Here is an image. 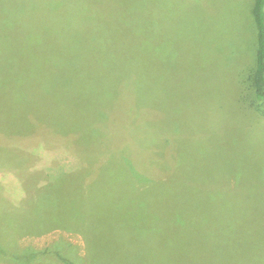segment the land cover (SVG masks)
<instances>
[{
    "label": "rangeland",
    "instance_id": "374dc122",
    "mask_svg": "<svg viewBox=\"0 0 264 264\" xmlns=\"http://www.w3.org/2000/svg\"><path fill=\"white\" fill-rule=\"evenodd\" d=\"M254 1L0 0V264H199L216 235L264 222ZM33 82L81 132L54 133ZM84 133L125 156L107 213L77 201Z\"/></svg>",
    "mask_w": 264,
    "mask_h": 264
},
{
    "label": "trees",
    "instance_id": "16d2710c",
    "mask_svg": "<svg viewBox=\"0 0 264 264\" xmlns=\"http://www.w3.org/2000/svg\"><path fill=\"white\" fill-rule=\"evenodd\" d=\"M253 16L257 24V47H256L255 64L252 72V86H253L252 89H253L254 98L251 99L250 105L259 114H261L264 113V0L254 1ZM26 91L32 93L33 97L36 98V99L34 98L33 100L39 103L38 106L42 108L45 115L47 114V112L43 108V105L47 104L48 102L49 104H54V106H56V108L59 109V112L57 114L58 119L56 125H54L55 128L54 133L58 135H66V133L68 132L69 133L81 132L77 128V126L73 128H69L67 125L69 131L67 132L65 131L63 133L60 130V128H62L61 124L58 127V120H61L62 114L63 115L65 114V116L72 114L71 110L68 107H66L67 109H69L68 113L67 114L65 113L64 110L66 108L62 105L68 106V104L64 102V98L60 99L61 95L49 89L48 91L54 94V96H51L50 94L44 92L41 88H39L34 82L31 84L29 89H26ZM99 105L101 107L100 116L104 117L103 120L105 121L108 119V116L106 114V111H103L102 107L106 106V104L101 100ZM118 107L120 106L118 105ZM110 108L114 109L113 106ZM110 108H107V111H109ZM74 111H75L74 114L76 115L77 119L83 118V116L80 115L81 114L80 112L79 113L76 112L75 109ZM62 121L63 124H66L64 120ZM105 122L103 126H105L108 123L107 121ZM121 127L124 129L123 126ZM102 133H104V135L106 134L104 130L102 131ZM111 134H109L107 138L110 139L114 138ZM100 138H106V137L94 136L93 134L90 133L89 134L84 133V135L82 136L77 135V144L81 148V150H79L80 152L79 159L81 158L83 161H85L86 159V163L83 166H85V168L87 169L84 171L82 177L87 180L88 179L92 180L91 183H87L83 185L85 186V189L89 191L90 199L88 200L82 199L77 201L80 202L83 201V203H87L91 208L107 213L109 212V209L113 207V204H110V206L107 207L104 196V193L107 189L109 192H111L109 189L111 188V184H110L111 179L108 177L109 171L111 168L112 170L114 169V164H120L121 162H124L125 156L123 152L119 150L114 151L113 148L115 147V143L113 144L112 141L102 142V139ZM94 154H98V155L104 154V155L99 158ZM126 159L129 160V157L127 156ZM92 165L95 166V168L91 167ZM70 175L77 176V173H73ZM65 178L66 177L60 179L59 181L65 184L66 182V180H64ZM59 181L48 186L52 187L55 190V188L59 184L58 183ZM38 183L41 184L40 182ZM42 183L46 185L45 181ZM98 187L99 189H97ZM96 191L101 192L100 199H98L97 196L95 195ZM262 201L264 202V199L261 200V202ZM262 206H264V204H262ZM262 213L264 214V212ZM255 222L256 221L252 220V223ZM251 226L255 229H249L245 224H243V228L235 229L234 226H231L228 232L216 235L213 244L214 247L210 249V253L208 256V258L211 259V261L197 262V263L199 264H264V222L261 220L258 221L256 225H251ZM221 240H223L222 244H221Z\"/></svg>",
    "mask_w": 264,
    "mask_h": 264
}]
</instances>
